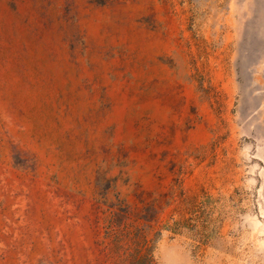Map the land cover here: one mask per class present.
<instances>
[{
  "label": "rangeland",
  "instance_id": "1",
  "mask_svg": "<svg viewBox=\"0 0 264 264\" xmlns=\"http://www.w3.org/2000/svg\"><path fill=\"white\" fill-rule=\"evenodd\" d=\"M0 264H264V0H0Z\"/></svg>",
  "mask_w": 264,
  "mask_h": 264
}]
</instances>
